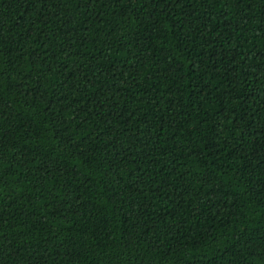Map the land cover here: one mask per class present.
I'll return each mask as SVG.
<instances>
[{
	"label": "trees",
	"instance_id": "obj_1",
	"mask_svg": "<svg viewBox=\"0 0 264 264\" xmlns=\"http://www.w3.org/2000/svg\"><path fill=\"white\" fill-rule=\"evenodd\" d=\"M0 264H264V0H0Z\"/></svg>",
	"mask_w": 264,
	"mask_h": 264
}]
</instances>
